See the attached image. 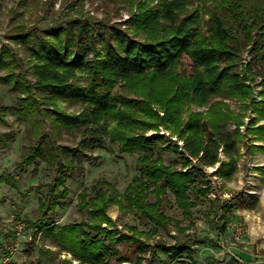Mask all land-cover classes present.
Here are the masks:
<instances>
[{"label": "trees", "instance_id": "16d2710c", "mask_svg": "<svg viewBox=\"0 0 264 264\" xmlns=\"http://www.w3.org/2000/svg\"><path fill=\"white\" fill-rule=\"evenodd\" d=\"M104 1L131 8L124 27L100 22L93 28L88 21L71 18L65 25L38 32L19 23L7 35L13 47L0 43V67L7 70L0 81L17 90L16 104L1 107L0 118L11 110L31 119L35 132L39 116L53 127H84V136L76 146L56 144L53 139L48 144L46 161L55 173L50 181L38 182L25 191L41 193L35 219L27 224L34 236L48 237L55 247L38 246L39 255L50 259L55 253L62 263L108 264L109 256L127 259L113 247L123 242L142 252L159 250L172 261L186 257L188 264H194L189 245H150V234L133 225L118 226L108 207H126L166 228L171 218L163 204L169 191L191 223L196 202L189 191L207 196L213 190L210 182H199L207 176L206 166L217 163L210 175L230 179L237 171L242 146L264 153V0ZM232 22L241 36L233 30ZM244 47L252 52L249 62L241 59ZM12 48L20 49L23 56L18 57ZM183 55L192 62L190 71L181 68ZM18 59L26 64L32 79L14 72ZM257 74L259 100L252 97V88L246 83ZM227 99L238 102L239 110ZM64 102L77 103L80 109L67 111ZM192 106L205 107L193 110ZM231 124L235 128L230 129ZM241 124L244 133L238 129ZM159 125L178 135L183 144H170L158 131L146 134ZM104 138L116 145L119 154L141 152L136 159L138 173L122 192L104 178L82 187L76 205L87 218L56 222L53 214L68 196L65 171L73 167L74 159L87 158ZM159 147L174 151L180 165L165 163L156 153ZM43 153L42 144L31 145L18 161V170L24 171ZM2 180L15 186L11 175L1 174ZM216 208L210 203L208 211L217 213ZM224 215L222 211L219 216L222 232L226 228ZM174 226L184 231L179 221H174ZM14 235L9 231L3 237L14 239ZM228 264L241 263L231 258Z\"/></svg>", "mask_w": 264, "mask_h": 264}, {"label": "rangeland", "instance_id": "374dc122", "mask_svg": "<svg viewBox=\"0 0 264 264\" xmlns=\"http://www.w3.org/2000/svg\"><path fill=\"white\" fill-rule=\"evenodd\" d=\"M131 12V8L125 3L104 0H0V43L13 47L7 35L10 34V28L19 23L25 24L26 29L34 28L38 32L49 26L65 25L71 18L88 21L93 28L100 22L121 23L120 26L124 27ZM204 18H207L206 14ZM231 24L233 30L241 36L237 24ZM12 49L17 51L18 57L23 56L20 49ZM240 56L242 61L249 62L252 52L244 47ZM17 62L20 67L14 68V72L24 73L27 79H32L31 73L25 70L26 64L20 59ZM191 66V60L183 55L181 68L190 71ZM6 71L0 67V75ZM246 83L252 88V97L259 100L260 75H254L253 79L246 80ZM16 91L0 81V108H9L16 104ZM228 102L232 108L239 110L238 102L233 99ZM62 106L70 112L80 109L77 103L64 102ZM204 107L192 106V109L201 110ZM247 114L244 117L245 122L248 120L249 113ZM36 126L38 131L35 132L31 119L18 116L11 110H7L4 119L0 118V175H11L15 182V186H10L7 182L0 181V263L9 261L13 264H76V260L70 263L60 262V257L55 253L50 259L39 255L38 246L46 245L53 249L55 247L48 237L32 234L27 223L35 219L41 193L32 190L25 194V191L31 185L53 178V165L46 161L47 146L52 139L56 144L76 146L84 136V127H53L49 120L40 116ZM233 128L235 125L231 124L230 129ZM238 129L242 133L245 131L243 124L239 125ZM157 131L166 137L170 144H183V139L176 134H169V130L162 125L157 129H148L146 134ZM36 142L42 144L43 156L24 171H19L18 161ZM239 152L238 168L230 179L220 180L210 175L217 163L205 167L207 176L204 181L199 182H210L213 190L207 196L193 189L189 191L190 198L196 202L192 208L191 223L177 208L169 191L167 201L163 204V211L171 218L166 228L142 219L126 207L119 209L116 205H110L108 213L116 219L118 226L133 225L138 230L150 234V245L175 242L189 245L193 249L194 264H208L213 259L217 260L216 264H228L231 258L237 259L241 264H264V172L261 171L264 168V153L251 152L246 146H242ZM140 153L135 151L119 154L116 145L104 138L100 145L89 152L87 158L74 159L73 167L65 171L68 196L56 208L53 219L63 223L87 218L85 213L77 209V194L82 187L90 186L97 179L110 181L122 192L131 176L138 173L136 159ZM156 153L165 163L180 165L174 151L159 147ZM220 156L223 157L221 152ZM210 203L216 204L217 213L208 211ZM224 203L225 206L221 207ZM222 211L225 212L224 232L218 229L222 223L219 218ZM174 221H179V226L184 231L177 230ZM9 231L15 234L14 239L3 237V234ZM113 247L118 248L127 259L109 256L108 264H188L186 257L172 261L159 250L142 252L134 244L116 242ZM67 256L70 257V254Z\"/></svg>", "mask_w": 264, "mask_h": 264}, {"label": "built area", "instance_id": "2783aa9c", "mask_svg": "<svg viewBox=\"0 0 264 264\" xmlns=\"http://www.w3.org/2000/svg\"><path fill=\"white\" fill-rule=\"evenodd\" d=\"M256 93V92H255ZM257 96V95H256ZM258 97V96H257ZM179 145H181V144H179ZM180 150H182L181 148H179ZM213 195V194H212Z\"/></svg>", "mask_w": 264, "mask_h": 264}, {"label": "crops", "instance_id": "0c3cea01", "mask_svg": "<svg viewBox=\"0 0 264 264\" xmlns=\"http://www.w3.org/2000/svg\"><path fill=\"white\" fill-rule=\"evenodd\" d=\"M216 177V176H215ZM217 178V177H216Z\"/></svg>", "mask_w": 264, "mask_h": 264}]
</instances>
